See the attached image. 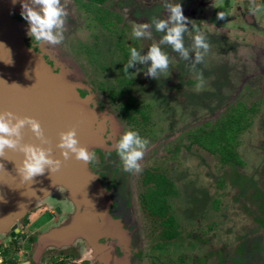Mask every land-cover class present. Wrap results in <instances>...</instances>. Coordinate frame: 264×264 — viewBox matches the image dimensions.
I'll list each match as a JSON object with an SVG mask.
<instances>
[{
	"label": "flooded vegetation",
	"instance_id": "flooded-vegetation-1",
	"mask_svg": "<svg viewBox=\"0 0 264 264\" xmlns=\"http://www.w3.org/2000/svg\"><path fill=\"white\" fill-rule=\"evenodd\" d=\"M170 2L181 4L184 16L206 34L211 45L204 62L197 65L206 67L205 96L208 94L213 98L214 96L221 98L227 92L232 93L231 91L237 94H234L236 100L223 111L225 117L217 124L218 127L234 126L235 129H241L239 135L242 134L251 127L253 116L264 114V0H170ZM62 3L66 4L69 12L65 40L61 44L65 57L69 55L82 65L84 70H87V75L91 77L89 88H80L79 92L83 97L90 96L92 109L107 114L101 123L102 131L97 133L100 143L94 150L96 159L90 164V168L98 175L99 181L110 196V216L121 221L130 238L128 250L118 240L110 237L101 238L98 245L101 249L106 248L107 251L104 252H111L113 256L111 264L114 260L118 263L126 259L129 264H165L161 258H167L171 250L163 253L164 250L159 247L162 244H156L153 245V257L149 256L146 252L147 237L142 222L146 225L144 219L146 213H149L150 218L157 217L161 225L163 220L171 217H174L177 223L179 219L177 212L175 215L171 207L169 213L162 219L148 210L151 205L149 200L152 198L150 190L154 186L146 185V178L151 172L144 171L139 185H134L136 173L129 174L122 170L121 161L113 147L125 131H138L141 121L137 115L141 116L144 123L148 122V118L145 120L142 115H146L148 105L146 106L145 101H139L140 111H136L137 114L133 113L130 117L123 110L126 101L119 104L121 101L112 99V93L116 97H120V94L131 97L132 91L138 89L144 94L149 91L150 95L146 94L145 99H149L154 105L157 101L161 102L163 99L159 98L162 97L166 102L169 99L173 103L174 97H167L173 88L164 82L180 81L184 77L191 78L193 73L190 70V62L181 60L170 48H165L172 62L177 63V66L170 65L169 77L161 75L157 80L149 78L145 75L147 66L144 65H137L128 70L129 75L134 74L133 77L126 76L123 72L124 64L130 57V48L135 47L141 54L147 52V48L140 45L142 41L132 37L131 32L135 27L133 24L149 23L155 16L167 19L169 13L163 10V0H62ZM218 12H224L226 18L217 19ZM14 19L19 24L27 25L20 13L15 11ZM187 27L189 32L185 33V44L190 46L195 32L192 31L191 23ZM161 35L153 31L155 41H158ZM25 41L35 55L43 56V60L55 68L51 56L42 55L41 49L27 32ZM137 69L140 71L137 72ZM241 72H244V78L239 83ZM122 79L130 82L120 85ZM187 83L193 84L194 81ZM159 87L161 91L157 90ZM211 89L220 93L213 95L216 93ZM223 90L225 94L221 92ZM241 96L243 99H239ZM208 99L207 103H210ZM166 108L167 110L160 111L164 117L168 115V111L170 113L173 111L171 105ZM111 116L114 121L110 120ZM228 118L235 119V123H227ZM260 118L262 123L263 118ZM163 125L164 119L159 118V128L164 127ZM139 134L144 137V134L140 132ZM194 137L195 133L188 137L190 147L195 144ZM176 148H173V151ZM149 159V157L144 159L141 164H145ZM165 178L170 181L167 176ZM167 204L171 205L170 202ZM69 208L71 207L59 195H52L34 205L26 216L17 222L15 230L0 235V258H3V264H105L103 250L98 254L92 245L83 240L69 246L41 249L44 248L41 245V237L53 227L62 225L63 221L70 219L73 210ZM258 209L259 205L256 217L262 219L259 218L260 221L253 219L250 231L264 232V213ZM207 230L208 233L211 232V228ZM196 234L198 233L194 230L190 233L193 244L195 242L191 246L193 250L177 256L173 263L167 264H178L179 258L182 262L190 264H197L200 261V264H226L221 260L220 254L214 253L216 252L214 249L209 255L202 257V260L197 259L199 252L194 251V246L196 239L199 241V237L203 235ZM183 257L189 258L183 260Z\"/></svg>",
	"mask_w": 264,
	"mask_h": 264
},
{
	"label": "rangeland",
	"instance_id": "rangeland-1",
	"mask_svg": "<svg viewBox=\"0 0 264 264\" xmlns=\"http://www.w3.org/2000/svg\"><path fill=\"white\" fill-rule=\"evenodd\" d=\"M135 24L133 25L135 26ZM26 26L29 27L28 24ZM140 41H142L140 45L147 49L155 42L154 39H140ZM37 45L41 49L42 55L51 56L52 62L55 64L54 69L43 60L42 55L43 58H39L52 71L54 70L55 74L66 75L69 81L77 83L80 88H89L91 77L87 75V70H84L83 66L70 58L69 55L65 57L61 44L57 46H48L46 43ZM172 63L171 65L177 66L176 62ZM202 67L197 66V69L205 76L206 70L204 69L206 67ZM90 71L93 73L92 70ZM243 73L241 72L239 83L244 78ZM191 79L194 83L188 84L187 82L192 81ZM149 83L150 81H148V85ZM164 83L173 88V91H169V96H167L174 97L173 103L169 99L166 102L162 97L159 99L163 100L157 101V104L154 105L152 101L145 99L146 94L149 96L150 92L144 94L140 93L138 89H134L133 96H131L138 101H145L146 106L148 105L145 110L148 122L144 123L140 115L137 117L141 121L138 132L144 134L143 136L150 141L144 156V159H148V157L150 159L145 164H141L142 170L135 174L134 185H139L144 171L165 174L176 189V195L172 196L169 202L172 205L171 211H175V215L177 212L179 218L178 222H175L179 239L166 240L163 236L164 227L160 224V220L157 217L151 219L149 213H146L144 219L146 225L142 222V228L147 237L145 241L147 254L153 257V245L162 244L163 253L171 250L167 258H161L162 261L165 264L173 263L177 256L193 250L190 233L194 230L198 233L196 236L203 235V237H199V241L196 239L197 242L194 246V251L199 252L197 258L199 260H202L205 255H209V252L214 249L216 251L214 253L220 254L221 260L226 264H264V232L250 231L253 219H256L257 206L260 205L259 210H262L260 201H258L259 197L264 199V114L253 116L251 127L236 136L234 143L236 153L244 165H222L216 155L204 150L199 145L193 143L190 147L188 137L194 133L201 135V129L209 131L217 126L225 117L223 111L236 100L234 97L236 93L231 91L232 93L225 94L223 90L221 92L225 96L221 98L216 96L213 98L208 94L205 96L207 92L204 91V88L206 87L197 91L193 74L191 78L184 77L180 81ZM157 90L161 91L160 87ZM214 90L211 89V91ZM159 93L162 95L161 92ZM214 93L216 94L212 92L213 95H218L217 93L220 92L214 91ZM87 97L90 98V96ZM125 97L126 95L122 97L123 100L119 104L125 102ZM241 97L239 99H243V96ZM103 99L105 98L103 97ZM207 99L211 102L207 103ZM170 105L173 111L172 113L168 111V115L164 117L163 112L160 111L167 110L166 107ZM90 106L92 107V105ZM97 112L101 114L100 111L97 110ZM104 116L106 117L107 114H101L100 120H105ZM260 117L263 118L262 123ZM111 118L110 120L114 121L112 116ZM159 118L164 119L162 128L158 126ZM229 120L230 118L227 119V121ZM173 148L176 150L173 151ZM208 228H211L210 233H208ZM187 258L189 257L185 259ZM185 259L183 257V260ZM189 261L191 260L189 259ZM200 263L201 261L197 264ZM178 264L190 263L182 262L179 258Z\"/></svg>",
	"mask_w": 264,
	"mask_h": 264
},
{
	"label": "water",
	"instance_id": "water-1",
	"mask_svg": "<svg viewBox=\"0 0 264 264\" xmlns=\"http://www.w3.org/2000/svg\"><path fill=\"white\" fill-rule=\"evenodd\" d=\"M14 11L21 13L19 0L15 5L12 0H0V112L39 121L49 143L41 145L27 127L22 130V143L51 148L53 158L62 159L56 147L59 134L72 129L77 132L79 145L94 151L100 143L97 133L102 131L101 114L92 109L89 97L81 96L77 83L69 81L66 75L55 74L28 48V27L14 19ZM3 48L10 50L11 64L5 62L8 55ZM22 160L19 151L8 150L0 157V235L15 230L17 222L34 205L59 195L73 211L70 219L41 237L42 250L83 240L99 254L107 250L101 249L98 241L109 237L128 250V233L120 220L110 216V196L90 165L72 158L63 162L58 172L46 170L30 183L22 182L17 171ZM102 255L105 264H111V252ZM112 264L129 262L114 260Z\"/></svg>",
	"mask_w": 264,
	"mask_h": 264
},
{
	"label": "clouds",
	"instance_id": "clouds-1",
	"mask_svg": "<svg viewBox=\"0 0 264 264\" xmlns=\"http://www.w3.org/2000/svg\"><path fill=\"white\" fill-rule=\"evenodd\" d=\"M21 5V17L28 24V36L37 44L46 43L48 46H57L65 40V29L69 19V12L62 0H19ZM13 5L17 0H12ZM163 10L169 13L167 19L159 16L152 17L149 23L135 24L131 35L134 39H154L153 31L162 34L147 49L146 54H141L135 47L130 48V57L124 64L123 72L126 76L128 70L137 65L146 67L145 75L152 79H159L161 75L165 78L170 75L172 58L165 48H170L183 61L190 62V70L194 74L197 91L205 86L203 73L197 69V65L204 62L205 56L209 53L211 45L206 34L184 16L180 3H172L170 0H163ZM224 12L217 13V19L224 20ZM192 24V37L190 46L185 44V33L189 32L188 24ZM2 47V46H0ZM7 50L8 58L6 63L11 64L10 50ZM140 69H137L139 72ZM27 127L41 145L49 143L44 135V130L39 121L31 117H19L9 111L0 112V157H4L6 151H19L23 154V160L17 169L22 182H33L38 176H43L45 171L58 172L63 162L74 158L92 164L96 157L95 153L79 145L75 129L61 132L59 143L56 147L60 150L62 159L52 156L51 148H44L33 144L22 143V130ZM149 139L141 137L138 131L127 130L114 144V151L119 157L122 170L129 174L140 173L141 162L144 160ZM103 215L105 213H99ZM3 264V258H0Z\"/></svg>",
	"mask_w": 264,
	"mask_h": 264
},
{
	"label": "trees",
	"instance_id": "trees-1",
	"mask_svg": "<svg viewBox=\"0 0 264 264\" xmlns=\"http://www.w3.org/2000/svg\"><path fill=\"white\" fill-rule=\"evenodd\" d=\"M126 81L125 79H122L120 81V85H123ZM125 97V105L123 106L124 113L131 117V115L137 114L136 111H140V105L139 101L136 100L134 97H128L127 94H120L121 98L116 97L115 94L112 93V99L114 100H120L122 101ZM145 117V120L148 118V115L142 114ZM235 120V119H234ZM234 120H229L227 123L234 124ZM241 129H236L234 126L232 127H218L215 126L213 129L206 131L205 129H201L200 132L201 135H198V133H195V144L199 145L204 150L210 152L213 155H216L222 165H235V166H242L243 161L239 158V156L236 153L235 149V142H236V136L241 132ZM237 134V135H236ZM227 141V142H226ZM206 142V143H205ZM165 174L162 173H155L147 174L146 178V185L151 184L154 186L151 194V205L148 207V210L156 216L161 217L164 219L166 215L169 213L170 208L172 205L167 204L169 202V199L176 195V189L174 188V185L171 181H168V179L165 178ZM261 204L262 211L264 212V199L259 200ZM260 206V205H259ZM259 210V209H258ZM256 217V216H255ZM260 217H256L257 221H260ZM262 219V218H261ZM174 217L168 218L167 220L162 221V226L164 227L163 235L164 239L166 240H173V239H179V233L177 232V227L175 224ZM161 250H164L163 245H159Z\"/></svg>",
	"mask_w": 264,
	"mask_h": 264
}]
</instances>
